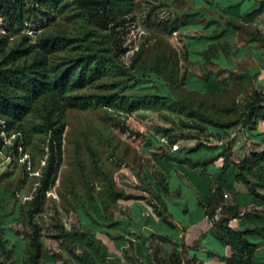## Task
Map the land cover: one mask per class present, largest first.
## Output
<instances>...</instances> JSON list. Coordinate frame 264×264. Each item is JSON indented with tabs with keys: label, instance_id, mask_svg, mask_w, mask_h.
Listing matches in <instances>:
<instances>
[{
	"label": "rangeland",
	"instance_id": "1",
	"mask_svg": "<svg viewBox=\"0 0 264 264\" xmlns=\"http://www.w3.org/2000/svg\"><path fill=\"white\" fill-rule=\"evenodd\" d=\"M155 2L138 1L136 20L122 37L125 52L119 64L108 68L102 78L64 95L51 91L35 100L23 119L0 114V240L4 239L12 251L9 264H26L28 212L50 156L45 132L47 120L64 125V134L60 141L58 174L43 198L37 223L43 229L44 249L47 245L50 255L63 264H74L73 254L82 251L81 240L91 232L85 225L99 230L102 208L111 205L119 195L125 199L143 196L141 191L147 190L148 180L139 161L142 164L150 138L168 136L182 141L181 145L186 147L200 146V138L208 140V135L185 132L180 124L182 120L178 118L179 124H175L177 118L167 112H157L155 107L124 117L119 116L117 107L107 111L95 97L119 94L133 99L138 92L150 88L146 95L170 97L178 116L203 117L211 124L231 127L227 145L232 147L241 141L244 156L254 150L264 151L263 120L257 121L255 131L243 124L247 115L243 107L255 90L253 78L236 75L232 77L231 88L219 94L197 93L182 87V83L177 84L176 78L178 81L181 78L177 72L181 61L177 69L173 68L174 54H179L173 45L175 36L161 32L163 13L155 12L158 6ZM5 35L0 30V41ZM52 37L60 38L63 43L57 46L54 42H45ZM106 41V34L96 29L76 0H67L47 29L39 34L17 29L9 34L6 45H0V49L6 53L28 50L21 53L20 62L31 63L34 55L43 54L50 80L55 81L75 58L92 47H105ZM134 135L137 140L132 139ZM16 145H19L17 154ZM155 145L163 147L158 138ZM196 153L217 152L200 149ZM258 193L264 196V188H258ZM250 216H264V207L252 210L244 218ZM250 239L260 245L256 264H264V242L258 237ZM114 260L106 258L103 263L116 264ZM49 262L56 264L54 260Z\"/></svg>",
	"mask_w": 264,
	"mask_h": 264
},
{
	"label": "crops",
	"instance_id": "2",
	"mask_svg": "<svg viewBox=\"0 0 264 264\" xmlns=\"http://www.w3.org/2000/svg\"><path fill=\"white\" fill-rule=\"evenodd\" d=\"M155 1V12L163 13L161 24L171 21L178 26L171 35L180 55L182 87L219 94L231 88L232 77L249 75L255 90L264 94V0ZM181 146L183 151L169 154L168 148L156 147L150 138L142 164L139 161L148 180L143 196L116 199L102 208L99 230L85 225L116 264H184L194 258L204 264H226L220 258H229L233 252L217 237L219 221L229 217V226L237 231L264 226V216L244 218L264 204L237 181V162L245 157L241 141L231 147L222 176L227 142L222 147L215 142L199 149L195 144ZM200 149L217 153L196 155ZM186 154L196 167L170 158ZM81 244L97 264H106L84 239ZM46 246L42 264H51L50 260L63 264ZM74 264L80 263L74 259Z\"/></svg>",
	"mask_w": 264,
	"mask_h": 264
},
{
	"label": "trees",
	"instance_id": "3",
	"mask_svg": "<svg viewBox=\"0 0 264 264\" xmlns=\"http://www.w3.org/2000/svg\"><path fill=\"white\" fill-rule=\"evenodd\" d=\"M66 1L0 0V30L6 32L3 40L0 41V45L5 46L9 34L17 29L27 30L35 34L47 29L50 23L56 19L57 13L63 10ZM76 2L96 29L106 34V46L103 48L92 47L87 53L75 58L71 66L55 81L50 80L47 59L43 54L34 55L31 63L28 61L20 62L21 53H27L28 50L20 49V51L13 50L6 53L5 50L0 49V114L23 119L32 110L35 100L42 98L51 91L61 95L73 92L90 82L99 80L108 68L119 64V60L125 52L122 37L127 33L128 27L136 20L134 14L138 0H76ZM159 28L165 35H171L178 30L177 23L171 21L159 24ZM25 37L28 39L29 35L27 34ZM95 41L93 37V42ZM45 42H54L58 46L63 43V40L52 37ZM174 55L176 64L173 68L176 67L177 69L181 60L177 52ZM205 57L207 61V53ZM177 72L179 76L180 68L177 69ZM178 82L183 85L182 78L179 81L176 78V83L178 84ZM147 90L150 88L138 92L139 95L133 99L119 94L103 98L95 97V99H99L107 111L114 110V107L119 108V116L124 115L125 117V115L155 107L157 112H167L177 118L174 119L175 124H179L178 118L182 120L180 124L185 132L192 131L201 135L211 134L219 139L227 137L231 127L224 128L211 124L203 117H188L182 114L178 116L175 109L176 104L170 97L146 95ZM77 103L80 105V102ZM243 108L247 112L243 123L244 127L257 130V121L259 119L264 121V94L254 90ZM45 132L48 136L50 156L36 197L28 212L30 232L28 234L29 248L26 264H42L44 256L43 229L37 223V216L42 211L43 198L53 186L58 174L61 155L60 141L64 134V125H57L55 122L47 120ZM202 145L204 144L200 143L197 149L201 148ZM18 146L15 147L16 154L18 153ZM230 150L231 146L228 145L222 154L225 165L221 176L227 171ZM170 158L190 167L197 166V163L187 154L183 158ZM237 181L248 187L251 194L264 204V196L258 193V188H264V151L254 150L246 154L244 159L237 164ZM222 188L221 186L218 188L219 194L222 193ZM123 197V195H119L117 199H125ZM126 199L129 198L126 197ZM210 201L211 199L208 201V206ZM232 211L234 209L230 210V212ZM234 215L237 217L239 213ZM229 222V217L219 221L217 237L221 243L232 248L233 254L229 258L221 257L220 259L226 264H256V254L260 245L248 237H258L264 242V226L237 231L229 226ZM84 239L86 246L96 254L103 259L108 257L104 246L96 241L92 234H86ZM0 245L2 247L0 264H9L8 261L12 259V251L4 239L0 240ZM73 256L80 264H97L95 258L87 250L74 253ZM1 257H4L5 260L2 261ZM184 264L204 263L194 258L184 261Z\"/></svg>",
	"mask_w": 264,
	"mask_h": 264
},
{
	"label": "built area",
	"instance_id": "4",
	"mask_svg": "<svg viewBox=\"0 0 264 264\" xmlns=\"http://www.w3.org/2000/svg\"><path fill=\"white\" fill-rule=\"evenodd\" d=\"M159 139V141H161V143L163 144L164 147L168 148L167 151L169 154H174V153H178L180 151H183L184 149L182 148L181 146V141L180 140H171L168 136H156L155 139ZM132 139L133 140H137V137L136 135L132 136ZM131 141V139H130ZM200 143H203L205 145H210L212 144V142H215L217 144V146H224L227 142L226 138H222V139H219V138H216L214 136H212L211 134L208 135V140H204V139H201V140H198ZM243 160V159H242ZM241 160V161H242ZM237 162L238 164L241 162ZM224 197L225 198H228L229 195L228 194H224ZM221 210V209H220ZM218 216H216L217 218Z\"/></svg>",
	"mask_w": 264,
	"mask_h": 264
}]
</instances>
